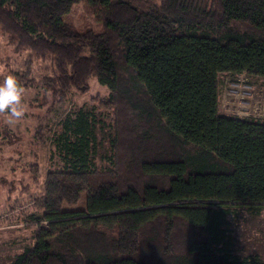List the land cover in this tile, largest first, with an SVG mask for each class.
Here are the masks:
<instances>
[{
	"label": "trees",
	"instance_id": "16d2710c",
	"mask_svg": "<svg viewBox=\"0 0 264 264\" xmlns=\"http://www.w3.org/2000/svg\"><path fill=\"white\" fill-rule=\"evenodd\" d=\"M81 1L0 0L22 88L39 61L52 101L108 92L42 127L52 168L9 264H264L234 254L227 219L264 208V119L220 113L218 90L264 79V0H90L100 31L65 22Z\"/></svg>",
	"mask_w": 264,
	"mask_h": 264
},
{
	"label": "rangeland",
	"instance_id": "374dc122",
	"mask_svg": "<svg viewBox=\"0 0 264 264\" xmlns=\"http://www.w3.org/2000/svg\"><path fill=\"white\" fill-rule=\"evenodd\" d=\"M64 20L76 30H101L97 6L90 0L73 5ZM0 47V82L8 75L24 74L26 55L11 54L3 39ZM47 75L49 63L34 61L36 87L22 88V118L14 120L8 112H0V264H9L33 243L34 229L26 220L39 213L36 203L43 196L46 172L52 168L51 145L42 127L50 125L56 130L66 113L90 106L93 99L105 98L108 93L92 78L87 81L86 92L73 91L65 102L58 103L41 89L40 81ZM218 90L220 113L264 119V79L221 74ZM227 219L234 254L257 255L264 261V208L232 207Z\"/></svg>",
	"mask_w": 264,
	"mask_h": 264
},
{
	"label": "clouds",
	"instance_id": "9594fccd",
	"mask_svg": "<svg viewBox=\"0 0 264 264\" xmlns=\"http://www.w3.org/2000/svg\"><path fill=\"white\" fill-rule=\"evenodd\" d=\"M22 94V87L15 76H6L0 82V112H8L14 120L22 118ZM12 122L13 120H9V123Z\"/></svg>",
	"mask_w": 264,
	"mask_h": 264
},
{
	"label": "crops",
	"instance_id": "0c3cea01",
	"mask_svg": "<svg viewBox=\"0 0 264 264\" xmlns=\"http://www.w3.org/2000/svg\"><path fill=\"white\" fill-rule=\"evenodd\" d=\"M260 260H261V258H260ZM263 263H264V261L263 260H261Z\"/></svg>",
	"mask_w": 264,
	"mask_h": 264
}]
</instances>
